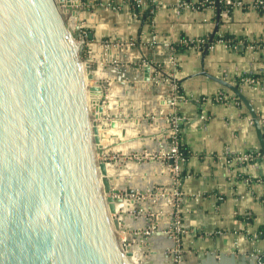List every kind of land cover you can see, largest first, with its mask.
I'll use <instances>...</instances> for the list:
<instances>
[{"label":"water","instance_id":"1","mask_svg":"<svg viewBox=\"0 0 264 264\" xmlns=\"http://www.w3.org/2000/svg\"><path fill=\"white\" fill-rule=\"evenodd\" d=\"M79 6L80 0H0V264H130L124 246L132 250V238L152 247V238L168 233L145 220L128 241L117 236L126 229L114 201L131 202L141 211L148 192L125 182L123 190L110 186L96 121L104 116L109 77L124 87L129 76L122 73L126 63L115 60L123 47L103 50L98 66L83 55ZM149 67L140 69L143 80L137 81L153 77ZM99 70L108 81L85 85ZM197 75L242 103L264 156L259 117L238 86L204 71ZM155 163L140 162L137 168ZM163 257L169 258L165 252ZM170 259L167 264H179L173 254Z\"/></svg>","mask_w":264,"mask_h":264},{"label":"crops","instance_id":"2","mask_svg":"<svg viewBox=\"0 0 264 264\" xmlns=\"http://www.w3.org/2000/svg\"><path fill=\"white\" fill-rule=\"evenodd\" d=\"M135 1L146 7L140 11L135 7L134 11L131 5ZM202 1L205 0H80V28L87 32V46L94 47L96 55L107 48L114 53L115 47H123L116 57L113 55L122 65L126 63V83L131 84L134 75L143 80L140 69L150 64L153 77L144 83L167 94L160 97L161 103L167 104L173 85L180 91L179 137L189 154L176 185L183 258L179 264H262L264 156L242 103L228 89L197 74L204 71L238 86L258 115L264 133V48L250 49L245 45V41H264V9L251 7L255 0H238L242 7L221 13L213 7H194ZM146 11L148 17L143 20ZM69 23L73 20L69 19ZM212 37L231 38L238 43L226 46L216 41L208 49L200 46L181 53L176 49L183 46V41ZM166 104L163 107L167 109ZM166 115L170 119V112ZM134 129L137 128L129 124V130ZM169 130L162 133H169L166 140L152 144L161 154L170 150ZM118 133L120 137L115 135V142L129 137ZM143 143L135 140L118 149L125 154L137 151ZM247 154L252 160L241 161ZM130 166L133 165L129 163L127 167L129 175L134 170ZM145 173L134 176L139 182L144 179L139 184L147 190L150 187L145 180L150 172ZM131 185L139 186L137 181ZM145 206L142 205L144 211ZM118 209L126 207L122 204ZM168 233L150 240L155 247L152 254L159 256L161 241L167 239ZM128 253V259L135 257L136 264L148 263L147 259L138 260L134 251Z\"/></svg>","mask_w":264,"mask_h":264},{"label":"rangeland","instance_id":"3","mask_svg":"<svg viewBox=\"0 0 264 264\" xmlns=\"http://www.w3.org/2000/svg\"><path fill=\"white\" fill-rule=\"evenodd\" d=\"M78 9L81 10L83 8L78 7ZM80 17H81V13H80ZM77 20L78 21L80 20L79 17L77 18ZM79 26L81 27V20L79 21ZM80 35H81V39L84 40V43L87 46L88 43L87 32L80 31ZM237 43L238 42H235V44ZM246 46L250 49L257 48V47H252L253 46L252 42H249V44H247ZM95 51L97 50L94 47L87 46L83 50V55L93 57L94 65L98 66L99 61H97V59H100L103 51L97 55ZM134 68L138 69L139 67L138 65H136ZM126 70L128 72L130 71L129 69ZM101 73H102L101 70H99L98 75L99 74L100 75L98 76V78L96 77L97 79L86 82L88 87L96 85L98 79H101L102 81L103 80L108 81V76L106 74H101ZM122 73H124V76H128L126 72L123 71ZM109 78H110V82L108 84H104L106 88L105 89L106 97L108 98V100L106 99L104 102V113H103L104 116L102 118H98L96 121V127L98 128V133L101 132V134L103 135L101 140L105 142L104 145L107 147V149H103L104 156L102 157V159H106V161L108 162V164L106 165L108 167L106 168L111 169V171L112 170L114 171V169L119 170L121 167L125 166V164L131 163L133 167L137 169L136 167L141 166L140 162L142 163V165H146V162L150 163L151 160L153 159L156 161V163L149 168L150 174L145 180L146 181L145 183L146 184L149 183V187H150L149 189H147L148 192L147 195L143 197L144 201L140 203L141 206L146 205L145 211L141 212L138 210L135 211L134 209H131L129 211L131 212V214L124 218L125 221L127 220L126 225L127 226L130 225V227L132 228V230L128 233L129 237H132V235H134V233H136L137 230H141L142 227L141 222L145 220H149V224H151L154 221L155 229L159 228L157 230H160L162 232L164 231L169 232L168 237L170 236V238H167L165 240L163 239L161 241L163 245H162V250L160 248L161 252L160 250H158V253L160 252L159 256L156 252L154 254L151 253V250H149L150 246L146 245V242H141L140 244L138 238L135 239L132 238L131 240L132 250L134 251V254L138 258V260L144 262V260L147 259L148 264H167V260L168 259L170 260V258H172V254L174 255V259L177 260L179 263L178 257H180L182 254V250L180 248L182 234L179 228L180 217L177 214L178 198L176 195L179 192L177 191V188L175 186L174 175L171 171V168H169L167 161L164 158H161V153L158 152V150H154V147L152 145L153 142L156 141L162 142L164 141V139L166 140L167 135L169 133L168 132L166 134H162V133L168 129H170L169 131L172 130V125L167 122V119L171 121V118L169 119L166 115L169 112L170 114H172V109L167 106L168 107L167 110L166 106L163 107V105L160 104L162 96L164 95L166 97L167 94L164 93L163 91L162 92L159 91L158 93L154 89H150L149 87L146 86L144 82L139 80L137 81L138 77H135V75L132 76L133 80L131 81V84L129 86L125 84L124 87H121L117 83L113 82L114 78H116L114 75L110 76ZM123 81L124 83H126L125 79H123ZM132 83L135 84L136 86L133 85ZM150 90L153 91L150 92ZM126 91L128 92L127 94H125ZM107 107H109L110 109H107ZM113 123L114 125L129 123L133 127L135 126V128H137L138 130L134 129L133 132L132 131L128 132L129 137H127L126 139L130 141L138 140V142L143 141L145 143L141 144L140 148L137 151L128 150L125 151L127 153L125 154L122 153V151L119 150L118 148L122 147L127 143L125 141L122 142L117 141L115 143L116 147H113L114 146L113 142H115L114 140H117V138L120 137L117 135L119 133L116 131V129L115 128L113 129L112 127ZM115 135L117 136V138ZM148 139H152V140H148ZM135 153H139L140 157L136 156ZM249 155L250 154H247L246 156ZM159 165H161L162 168L156 169V167H158ZM153 167L155 169H151ZM134 175H136L137 177L139 176V174L137 173ZM124 178L122 177L123 183L131 177L128 178L124 177ZM171 189L173 191H171ZM149 190L151 191L150 193ZM171 224L174 227L172 230L170 228ZM124 227L125 229L127 228L125 226V222H124ZM123 234L124 233H119L117 234V236L121 237L123 236ZM137 235L141 236L142 234H137ZM164 249L165 251H163ZM164 252L169 257L168 259H165L163 257ZM142 256H144L145 259L141 258Z\"/></svg>","mask_w":264,"mask_h":264},{"label":"built area","instance_id":"4","mask_svg":"<svg viewBox=\"0 0 264 264\" xmlns=\"http://www.w3.org/2000/svg\"><path fill=\"white\" fill-rule=\"evenodd\" d=\"M218 3L223 5L224 7L230 6L232 8L234 7H242V4L238 0H218ZM213 7L214 1L205 0L200 3H198L194 7ZM183 6L185 7H193L192 5H189L187 3H183ZM131 7H133V10L135 7H139V11L142 9V7H146V4H144L141 1H135ZM251 7H255L256 9L263 10L264 9V0H255L251 3ZM144 9V8H143ZM135 11V10H134ZM220 43H223L225 45H229L231 41H219ZM205 43L204 39H198L193 41H183L182 45L185 47L191 48H199L200 46H203ZM254 43L252 47H262L264 48V41L261 42H252ZM180 99V95L178 93V87L176 85H173L172 92L168 96V102L170 105V108L172 109V117L170 124L172 125L171 135H170V150L166 153L161 154V158H164L166 161L168 159H171L173 161V164L169 166L171 168V171L174 175V183L175 186L178 184V180L181 178V165L184 162L183 157L180 154V140H179V116L177 115V104ZM243 162H248L249 160H252V157L244 155L240 158Z\"/></svg>","mask_w":264,"mask_h":264},{"label":"bare ground","instance_id":"5","mask_svg":"<svg viewBox=\"0 0 264 264\" xmlns=\"http://www.w3.org/2000/svg\"><path fill=\"white\" fill-rule=\"evenodd\" d=\"M68 23H69V21H68ZM69 25H71L70 23H69ZM85 83V85H87V83H86V81L84 82ZM112 95V94H111ZM100 98V97H99ZM87 102H88V96H87ZM89 109V108H88ZM107 109H110L109 107H107ZM108 111V110H107ZM118 125V127L120 128H117V132L119 131L121 134H124V136H126L127 134H128V132H130V130H129V123L128 124H121V125H119V124H117ZM99 131H100V129H99ZM98 136H99V138H100V142H99V144L102 146V148L103 149H107V147L104 145V141L103 140H101L102 139V137H103V135L101 134V132H99L98 133ZM115 141V140H114ZM122 141H125L127 144H132L133 142H135V140L134 141H130V140H128V139H123V140H120V142H122ZM127 141H130V142H127ZM116 142H113V144H115ZM112 144V145H113ZM124 146V145H123ZM121 152V151H120ZM154 160V159H153ZM152 160V161H153ZM129 166V163L128 164H125V166H123V167H121L119 170L117 169V170H115L114 169V171L112 170L111 171V169H108V168H106L107 169V176L108 177H113V181H111L110 182V186L113 188V189H122L123 190V188L125 187L124 186V183H123V181H122V177L124 178V177H131V178H129L127 181H125V183H127V185L128 186H130V187H132V188H134V189H136V190H144V188H141L140 187V182L141 181H143L144 179H140L141 181L139 182V179L138 178H136V176H133L134 174H140V173H145V172H148L149 171V168L147 167V169H145L146 167H141L140 169H138L137 167V169H135L134 167H131V169H134L133 170V172H132V174L131 175H129V174H127L128 172H129V170H130V168L129 169H127V167ZM111 167H113V166H111ZM151 169H155L154 167L153 168H151ZM150 172V171H149ZM134 173V174H133ZM146 174V173H145ZM125 179V178H124ZM137 179V180H136ZM134 181H137V184L139 185L138 187L136 186V187H133L131 184H132V182H134ZM98 185H99V188H100V191H101V193H103V191L105 190V187L102 185V176H101V174H99L98 175ZM121 186H122V188H121ZM140 203H142V201L140 202ZM139 203V204H140ZM124 205L125 207H126V209H118L119 207H120V205ZM113 205L115 206V211H116V215L118 216V218L119 219H122V220H124L123 221V223L125 222V226L127 227L126 228V231L124 232V234H123V236H121L120 237V240L122 241V242H126V241H128V239H124L125 238V236L126 235H129L128 233L132 230V228L131 227H128L126 224H127V220L125 221V216H128V215H130L131 214V212H129L131 209H133L134 208V204H132L131 202H122V203H118V202H116V201H114V203H113ZM140 206H141V204H140ZM141 208H142V206H141ZM141 212H144V209L142 208L141 209ZM142 223V222H141ZM142 225V227L143 228H141V229H144V226L146 225V224H141ZM123 226H124V224H123ZM130 228V229H129ZM122 233V232H121ZM160 233V232H159ZM165 235V234H164ZM120 236V235H119ZM157 238H162V237H154V238H152L151 240H155V239H157ZM139 243H141L140 241H139ZM152 249H154V245L152 244V247H150V249L149 250H152ZM124 250L126 251V253H128V250L129 251H132V250H130L129 248H126L125 246H124ZM128 258H130V255H128ZM137 258V257H136ZM138 259V258H137ZM140 259V258H139ZM128 261H129V263L130 264H136L137 262H136V259H135V257L132 259V261L131 260H129L128 259Z\"/></svg>","mask_w":264,"mask_h":264},{"label":"trees","instance_id":"6","mask_svg":"<svg viewBox=\"0 0 264 264\" xmlns=\"http://www.w3.org/2000/svg\"><path fill=\"white\" fill-rule=\"evenodd\" d=\"M211 1V0H210ZM214 1V6H213V8H215L216 10H217V12H222V11H228V10H230V9H232V7H230V6H227V7H224L223 5H221V4H219L218 3V0H213ZM206 7H208V5H206ZM148 17V12L146 11L145 13H143V20H145L146 18ZM205 40V43H204V45L202 46L203 48H204V50L205 49H208L209 47H211V45L212 44H214V42H216V41H231V43H230V45L231 46H233V45H235V42H234V40L233 39H231V38H224V39H220V38H218V37H212V38H208V39H204ZM248 43L245 41V45H247ZM254 43H252V45H253ZM176 49L178 50V51H180V53L181 52H183L184 50H187V49H190L189 47H185V46H177L176 47ZM180 92V91H179ZM178 92V93H179ZM179 95H181L180 93H179ZM179 140H180V137H179ZM180 154H181V156L183 157V159L185 160V159H187V157H188V150H187V148H186V146L184 145V144H182V142L180 141ZM183 174V173H182Z\"/></svg>","mask_w":264,"mask_h":264}]
</instances>
